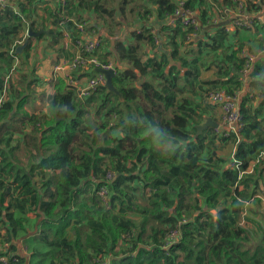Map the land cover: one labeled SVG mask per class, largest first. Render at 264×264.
Wrapping results in <instances>:
<instances>
[{"label":"trees","instance_id":"1","mask_svg":"<svg viewBox=\"0 0 264 264\" xmlns=\"http://www.w3.org/2000/svg\"><path fill=\"white\" fill-rule=\"evenodd\" d=\"M63 1L65 19H60L61 0L55 15L63 27L57 25L53 40L64 39L67 31L74 51L71 56L59 53L53 60L56 65L49 77L53 91L45 95L44 110L26 114L22 101L30 97L25 94L0 104V145L5 134L19 132L21 136V142L7 137L5 144L13 143L7 151L0 147V173L10 180L0 194L5 240L11 245L16 232L27 227L16 216L22 203L13 204L10 199L3 207L10 188H20L28 195L29 208L37 212L33 240L52 249L49 264H264V244H247L246 231L239 223L240 197H252L264 181V159L256 163L264 151V65H252L247 76L250 91L239 103L244 125L234 156L246 170L240 180L229 164L221 170L200 166L199 149L206 141L215 142V129L208 127L197 134L196 123L202 120L204 109L193 96L200 91L207 102L211 91L236 95L243 86L242 70L249 54H240L244 44L218 55L214 45L208 48L207 30L211 27L219 38L230 39L246 29L232 24L235 19L243 21L237 12L239 2L255 28L260 21L257 15L264 17V0H213L219 3V15L228 14L226 19L208 15L199 5L203 0H182L181 9L192 14L197 30L174 18L181 0ZM148 5L155 8L152 22L168 26L164 36L159 32L164 27L156 34L149 31V24L154 23L148 21L152 15ZM126 13L140 21V28L131 30L127 39L122 34L118 37L119 30L113 31L123 24ZM76 24L82 25V31ZM96 28L110 40L107 54L116 65L112 84L122 99L104 85L80 96L75 85L95 74L92 66L55 70L60 62L74 58L75 41L82 37L99 41L87 57L112 63L101 59L106 55H96L104 46L94 34ZM183 39L193 42L190 51L182 50ZM187 52L194 56L188 57ZM12 54H0V94L1 74L8 72L9 60L22 56ZM201 69H213L214 78L201 80ZM256 96L261 98L255 104L249 98ZM16 123L20 126L14 128ZM190 126L193 136L187 131ZM216 137L221 142L234 141L232 136ZM19 150L23 153H15ZM216 156L213 152L210 159ZM101 188L106 189L104 199L99 195ZM175 227L178 240L164 248L165 235ZM15 255L17 260L9 257L7 264H25Z\"/></svg>","mask_w":264,"mask_h":264},{"label":"crops","instance_id":"2","mask_svg":"<svg viewBox=\"0 0 264 264\" xmlns=\"http://www.w3.org/2000/svg\"><path fill=\"white\" fill-rule=\"evenodd\" d=\"M57 1L58 0H9L3 8H0V54H6V56H11L13 55L12 53L15 54L16 47L21 45L25 41V39H28V48L25 54H21L23 50H25L23 49L20 53V55H22L21 57H15L14 55L13 60H9L10 65L7 69L8 72L6 74H9L10 69L14 67V70L11 71L12 75L10 77V79L12 78L11 87L8 82L6 91L3 90L0 94V97L2 96L3 101H15L21 99V94L29 96L30 98L28 100L22 101L23 111L26 114H38L44 110L45 105L43 104V102H45V95L53 91V83L49 80L53 68L56 65V61L54 62L53 60H55L59 53L69 55L70 52L73 53L74 51V48L70 44H68L65 38H61L59 42L53 40V38L55 37L54 32L57 29V25L63 27V25L58 24L59 22H57L55 16L56 10L58 9ZM17 25L19 26L17 27ZM12 26L17 28L13 29ZM246 29H250V31H248L252 34V38L258 37L255 28L251 26ZM40 30L43 31L42 36L38 35L28 37L29 31L38 32ZM242 38L243 37L241 35V31L239 30V32L235 34V40L238 41V44L240 43L245 45V42L247 41H245L244 39L247 37H244V39ZM148 51H150L151 53L150 49ZM168 51H170V49H168ZM253 56V65L256 64L260 67L264 65L263 52L256 53V56ZM17 67L18 69H20V73L18 75L15 74L18 73ZM181 71L183 72L184 69H182ZM199 78L201 80L213 79L214 70L201 69ZM79 82L84 83L85 81L83 79V82L80 80ZM246 83H248L247 77L244 79V85L238 90V92L235 93L238 103H240V97L243 96L246 91H250ZM202 88L207 87L203 86ZM193 96L195 104L198 105L200 109H204L202 113V119H204L205 121V117H209L213 121H217L216 108L208 101H205L203 93L197 91L193 93ZM249 97H252V95H249ZM205 103L211 105L210 107H212V113L214 114L215 119L211 117V113H209V110L205 109ZM252 106H254V103H252ZM197 124L198 123H196V125ZM14 126V128H16L19 127L20 124L16 123L14 124ZM10 135L12 139L18 138L19 142L21 140L19 132L5 134L3 136V139H5V141L0 145V147L3 146L6 151L10 146H13L12 141L10 142L11 145L10 143L9 145L5 144L7 137ZM15 153L23 152L19 150ZM7 181L10 182V180ZM257 192V199L259 198L263 200L262 196L264 194V181L259 184V189Z\"/></svg>","mask_w":264,"mask_h":264},{"label":"rangeland","instance_id":"3","mask_svg":"<svg viewBox=\"0 0 264 264\" xmlns=\"http://www.w3.org/2000/svg\"><path fill=\"white\" fill-rule=\"evenodd\" d=\"M200 2V1H199ZM200 7L202 8H206V13L208 15H211L212 18H214V15H219L218 14V9H220L219 3L213 1V0H203L202 3H199ZM150 6V5H148ZM150 9L152 11V15L148 16V21L151 23L153 19H154V15L153 13L155 12V8L153 6H150ZM214 10V11H213ZM198 11L200 12L201 10L198 9ZM224 15V16H223ZM223 15H219L221 16V18L226 19V16H228L227 13L223 12ZM83 19V18H82ZM137 16H135L134 14L130 15L129 13H126V18L123 21V24L121 26H118L117 28H114L113 31H117L119 30L120 34L118 37H120V35H123V38L127 39L128 33L133 30V29H138L140 28V21L137 22ZM87 25H90L91 22L88 21L86 22ZM67 27V26H65ZM161 27H164L165 31H159ZM170 27V26H169ZM149 31L150 32H154L155 34L159 31L161 32V35L164 36L163 32H166V30L168 29V26L166 25H162V26H157L156 23L154 24H149L148 26ZM254 28V27H253ZM256 29V33H257V38H252V34L249 33L250 29H240L241 31V35H242V39L247 41L245 42V45L243 46V48H241V55H244L245 53H249V54H253L256 56V53L259 52H263L264 53V26L261 23V21H259V23L255 26ZM249 30V31H248ZM101 30L96 28L94 31V34L99 36L102 39V42L104 43V46L96 52V55L101 58V56L106 55L107 57L101 58L103 61H108V62H112V64L114 65L113 60L111 59V57H109V55L107 54V52L109 51V42L110 41L107 37H104L103 34H101ZM239 32V31H238ZM90 33V32H88ZM201 33H197V35H200ZM199 39L203 42L205 39V36H200ZM213 39H216V41H214ZM207 40H208V48L210 45H214L216 47V50L214 52L218 53H225L228 54L231 50H236L238 47V41L235 40V36L233 35L230 39H221L218 36H216V30L212 29L211 27L208 28L207 30ZM182 44H183V48L182 50H188L192 48L193 45H191V43H188V41L186 39L181 40ZM164 44V42H163ZM156 46L159 45L155 44ZM162 45V43H160V46ZM160 48V47H159ZM210 49L211 46H210ZM188 50V51H190ZM204 51H206V49H203ZM188 53V57L190 56H194L191 53ZM66 56H71L70 55H66ZM256 65V64H255ZM257 66V65H256ZM18 69V67H17ZM20 73V69H18V73H15L16 75H18ZM12 73L10 74H6V73H2L1 74V79L3 80V89L2 91H6L7 86H8V82L10 84L11 87V77ZM13 77V76H12ZM246 77L243 78V81L241 82L242 85H244V79ZM248 78V83H246L247 87L248 84L250 83L249 80L250 78ZM10 79V81H9ZM14 80H15V75H14ZM207 87V85H206ZM248 91L245 92V94ZM251 95V94H249ZM243 96L240 97V100ZM257 99L253 98H249L251 101L258 103L259 99L261 98V96H256ZM239 105V103H238ZM211 105L205 103V109L209 110V113H211V117L215 119L214 114L212 113V107H210ZM89 114L92 115V112L89 111ZM90 115V117H91ZM204 123V119H202L201 121H198V124H202ZM195 125V124H194ZM205 130V129H204ZM203 130V131H204ZM191 136H193V132H192V127L190 126V128L187 130ZM209 133H206V135H208ZM214 135H212V140L215 139V142H211L208 143L206 141V144H204L200 149H199V156H198V162L200 163V166H204V165H208V166H214L216 169L221 170L224 167L227 166V164L229 163V151H228V147L230 145V141L227 140H222L223 142H221V140H219L216 136L217 133H213ZM193 139V138H191ZM21 142V141H20ZM219 142H221V144H219ZM179 143H181V145H185V141H180ZM213 152H218V156H216V159H210V154ZM220 157H224V158H219ZM22 157V156H20ZM35 187H38L37 184V179H35L34 181ZM9 183L7 181V179L5 178V175L0 173V194L3 193L5 190L3 189L4 187L8 186ZM242 189V188H241ZM23 189H18L16 191L10 188V192H8V194L4 195V202H3V207L5 208L7 205L8 200H12L13 204H21L23 206V209L19 210L17 209L18 213L20 214H16L17 217H22V219L24 220L23 224H25L26 229L24 230H18L16 232V234L13 236L12 241H11V245L13 248L9 247L11 251L16 252L22 259L23 262H25V264H49V262L51 261V257L53 255L52 249L47 248L46 246L43 245V243L38 242V241H34L33 240V235L35 233V228L37 227L36 225V210H31L29 207V203H28V195L25 194ZM22 191V192H21ZM258 196V192H256L253 196ZM222 202V194H220L218 196ZM263 200L261 199H257V197H255L253 200H251L249 198L246 197H240L239 201L241 203V208L239 210L240 213V225L242 227H244V230L246 231V235L248 237L247 240V244L250 245H256L259 243H263L264 244V194H263ZM198 207V205H197ZM196 207V208H197ZM4 227L1 224L0 225V241L2 242H8L7 240H5V234H4ZM9 243V242H8ZM10 244V243H9ZM10 245V246H11ZM120 247V249H122V246L118 245Z\"/></svg>","mask_w":264,"mask_h":264},{"label":"built area","instance_id":"4","mask_svg":"<svg viewBox=\"0 0 264 264\" xmlns=\"http://www.w3.org/2000/svg\"><path fill=\"white\" fill-rule=\"evenodd\" d=\"M9 0H0V8H3ZM183 4V1L181 0L178 2L177 8L174 12V18H179L180 23L184 26L192 25L195 30L198 29V25L196 23L195 18H193L192 14L190 12H187L185 10L181 9V5ZM60 12L62 15L60 16V19L63 21L65 19V8L66 4L63 0H61L60 3ZM237 12H239V17L243 20L240 21V19H235L232 21L233 26H244V27H251L253 20L252 17H249L248 14H243L242 12V5L239 2L237 5ZM257 19L261 21V23L264 26V17L263 14L257 15ZM217 18L213 20V23L217 22ZM60 21V23H62ZM171 24H173L172 21H170ZM76 27L82 31V25H77ZM63 37L66 39V41H70V34L67 31L63 32ZM191 38L189 35L187 39ZM98 40L96 39H86L84 37L77 39L75 41V47L77 49V52L74 56V58L70 61H62L58 66H56L55 70L57 71H66L69 69H73L76 67H82L84 69H87L88 67L92 66L94 69H101V70H107L114 68L115 65L112 63L104 64L102 61H100L98 58L94 56L87 57L88 54L90 55L93 51L96 50L98 46ZM16 60V58H15ZM254 61L253 55H248L247 59H245V64L243 68L244 77H247L249 75V72L251 71L252 65ZM14 70V67H12L9 71V74L11 71ZM105 75L101 71H96L95 74L89 78L85 84H80L79 82L75 85L79 89V94L81 97H85L90 93L91 89H94L97 86H103L105 84ZM2 101V96L0 97V102ZM208 101L210 104H212L217 111V127L215 128V132L219 136H232L234 141L230 143L228 147L229 151V166L231 169L233 168L237 172V178L238 180L241 179V177L246 173V170H242L239 165V161L234 156V150L236 147V144L241 139L240 131L243 128L244 123H242V116L239 111V105L237 101L236 95H229L224 90H215L208 93ZM264 159V151L260 152L256 163L260 160ZM251 168L247 170V172H250ZM237 184V183H236ZM241 186L239 185V189ZM99 195L104 199L106 195V189L101 188L99 191ZM256 196H252L250 199L253 200ZM179 238V230L177 227L170 229L167 234L164 237V248L169 247L170 245L174 244ZM10 244L8 242H2L0 241V262L3 264H7L8 258L13 257L14 261L17 260L16 252H13L10 250ZM127 253V248L125 249Z\"/></svg>","mask_w":264,"mask_h":264},{"label":"water","instance_id":"5","mask_svg":"<svg viewBox=\"0 0 264 264\" xmlns=\"http://www.w3.org/2000/svg\"><path fill=\"white\" fill-rule=\"evenodd\" d=\"M43 31H38V32H32V31H29L28 32V37H31V36H38L39 34H41ZM27 43H28V39H25V41L16 47V54H20L22 52L23 49H25V47L27 46ZM97 71H101L104 75H105V84H104V87L108 90V91H111V92H114L118 95V97L120 99L121 96L120 94L117 92V90L114 88L113 84H112V77L114 75V68L112 69H107V70H101V69H96ZM208 127H213V128H216L217 127V123L215 121H213L212 119H210L209 117H205V121L204 123L196 126V129H197V134L199 135L204 129L208 128Z\"/></svg>","mask_w":264,"mask_h":264},{"label":"clouds","instance_id":"6","mask_svg":"<svg viewBox=\"0 0 264 264\" xmlns=\"http://www.w3.org/2000/svg\"><path fill=\"white\" fill-rule=\"evenodd\" d=\"M66 4V3H65ZM60 9H61V7H60ZM16 54V53H15ZM115 65V64H114ZM115 67H116V65L114 66V70H115ZM97 71V70H96ZM3 101V100H2ZM2 101L0 102V104L2 103ZM216 122V121H215ZM215 129V128H214ZM241 188H242V186H241ZM240 188V189H241Z\"/></svg>","mask_w":264,"mask_h":264}]
</instances>
